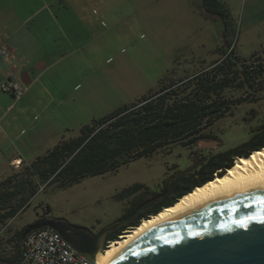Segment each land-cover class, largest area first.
I'll list each match as a JSON object with an SVG mask.
<instances>
[{
    "label": "rangeland",
    "instance_id": "1",
    "mask_svg": "<svg viewBox=\"0 0 264 264\" xmlns=\"http://www.w3.org/2000/svg\"><path fill=\"white\" fill-rule=\"evenodd\" d=\"M8 1L0 7V48L11 47L10 34L16 31L18 17L29 16L34 10L32 5L21 6L22 0ZM83 1L87 2L83 38L88 40V92L89 97H94L91 92L96 90L97 97L89 101L87 124L91 112L100 111L103 105L122 106L133 95L156 91L161 81L166 84L185 74H196L220 60L223 57L220 49L227 50L230 44L240 60L249 62L253 54L264 59V0H218L227 15L226 26L219 18L204 12L201 0ZM0 64L8 68L1 59ZM92 80L101 83V87L92 89ZM3 94L0 91V95ZM244 96V90L240 89L223 92V97L232 104ZM254 96L258 97L257 101L231 104L230 112L205 131L211 133V139L190 147L171 144L167 150L161 149L149 157L131 161L114 172L86 177L63 188L54 184L41 188L28 206L4 226L0 247L16 252L15 244L8 243L7 239L23 225L42 216L60 218L98 231L116 221L124 211L127 199L122 193L125 188L143 183L150 192L159 193L171 180L198 172L201 164L217 153L243 145L245 152L250 144L264 141L261 127L264 124V90ZM2 97L8 99L4 107L14 103L9 95ZM74 135L72 132L66 134L67 137ZM209 142L211 147L206 146ZM44 154L42 149H20L15 137H9L0 143V180L11 172L9 157L31 162ZM207 172H201L198 177ZM196 177L181 181L172 193H178Z\"/></svg>",
    "mask_w": 264,
    "mask_h": 264
},
{
    "label": "trees",
    "instance_id": "2",
    "mask_svg": "<svg viewBox=\"0 0 264 264\" xmlns=\"http://www.w3.org/2000/svg\"><path fill=\"white\" fill-rule=\"evenodd\" d=\"M201 2L206 14L226 24L227 15L218 0ZM225 33L226 27L222 38ZM226 49H220L223 54L220 60L196 74L166 84L161 81L156 91L139 101L123 105L82 126L76 136L61 139L31 162L21 161L17 171L0 181V225L24 210L39 190L50 184L58 188L67 187L86 177L114 172L131 161L149 157L161 149L167 150L171 144L190 147L199 141L211 139V133L205 131L231 110L232 103L223 97L224 91L244 90L245 96L235 100L232 104L235 105L257 101L258 97L254 95L264 90V59L253 54L246 62L248 60H240L235 55L231 44ZM261 127L264 129V124ZM243 146L217 153L209 157L198 172L173 180L170 186L174 190L181 181L197 176L178 192L169 205L194 186L212 180L214 174L222 175L233 166L236 157L248 156L250 152L264 147V141L250 144L245 152ZM205 170L208 172L198 177ZM143 188L141 184H134L125 188L122 194L128 198ZM147 195L155 193L143 189L139 197ZM141 201L138 200L125 215L131 213ZM163 207L165 205L139 217L129 226L136 227L142 219L149 218ZM45 209L49 211L48 206ZM26 226L14 234L16 254L12 260L18 258L20 236ZM124 229L114 230L107 241L116 240Z\"/></svg>",
    "mask_w": 264,
    "mask_h": 264
},
{
    "label": "crops",
    "instance_id": "3",
    "mask_svg": "<svg viewBox=\"0 0 264 264\" xmlns=\"http://www.w3.org/2000/svg\"><path fill=\"white\" fill-rule=\"evenodd\" d=\"M5 2L9 3L8 0H4L3 3L0 2V7ZM23 5H32L34 10L29 16L18 17L16 31L10 34L9 43L14 58L9 67L15 78L27 85V91L20 100L6 107L3 103L8 100L7 97L0 98V124H3L2 130L0 129V143L14 136L15 144L20 149L25 147L42 149L46 153L61 139L76 136L79 129L87 125L89 101L97 100L96 90L91 92L94 97H89V83L86 75L88 40L83 38V32L87 2L83 0H22L21 6ZM11 16L14 17V15ZM215 51L216 49L213 53ZM7 74L8 68L0 64V82L6 78ZM190 75L192 74H185L177 79ZM90 86L96 89L101 87V83L92 80ZM106 90L109 93L114 92ZM148 91L141 92L138 96L133 95L129 102L122 106L139 101L143 96L151 93ZM119 107L121 106H115L112 103L103 105L100 111L91 112L90 122ZM70 132L75 135L67 137L66 134ZM206 144V146H212L210 142ZM7 160L12 167L10 174L17 171L21 161H24L15 156ZM136 184H141L143 189L150 192L146 184ZM143 189L130 197H139ZM7 223L0 228V236ZM22 227L17 230L19 231ZM13 238L14 236L9 237L8 243L11 242L14 245ZM15 254L16 252L0 247V258L4 261H14L12 259Z\"/></svg>",
    "mask_w": 264,
    "mask_h": 264
},
{
    "label": "water",
    "instance_id": "4",
    "mask_svg": "<svg viewBox=\"0 0 264 264\" xmlns=\"http://www.w3.org/2000/svg\"><path fill=\"white\" fill-rule=\"evenodd\" d=\"M200 186H194L181 197ZM139 208L95 234L84 227L73 228L62 219H37L25 227L20 243L30 231L49 227L78 252L95 260L96 254L103 249L106 234L127 223ZM261 216H264V192L227 199L145 233L110 264H264V223L259 222ZM241 221L246 223L241 224ZM71 231L76 236L70 235Z\"/></svg>",
    "mask_w": 264,
    "mask_h": 264
},
{
    "label": "bare ground",
    "instance_id": "5",
    "mask_svg": "<svg viewBox=\"0 0 264 264\" xmlns=\"http://www.w3.org/2000/svg\"><path fill=\"white\" fill-rule=\"evenodd\" d=\"M264 192V147L252 151L248 156L234 159L233 166L223 175L213 179L181 197L174 205L164 207L159 213L142 219L123 236L95 256V264H110L123 250L145 233L163 226L169 221L194 213L209 205L227 199L247 197Z\"/></svg>",
    "mask_w": 264,
    "mask_h": 264
},
{
    "label": "built area",
    "instance_id": "6",
    "mask_svg": "<svg viewBox=\"0 0 264 264\" xmlns=\"http://www.w3.org/2000/svg\"><path fill=\"white\" fill-rule=\"evenodd\" d=\"M13 51L6 45L0 48V59L8 67L6 78L0 82V90L17 102L27 91V85L15 78L11 68ZM121 237V236H119ZM112 241L103 244V251ZM0 264H95L92 260L78 252L59 233L49 227L30 231L20 243L19 258L4 261Z\"/></svg>",
    "mask_w": 264,
    "mask_h": 264
},
{
    "label": "flooded vegetation",
    "instance_id": "7",
    "mask_svg": "<svg viewBox=\"0 0 264 264\" xmlns=\"http://www.w3.org/2000/svg\"><path fill=\"white\" fill-rule=\"evenodd\" d=\"M173 189L172 187L170 186L169 183L167 184H164L162 186V189L160 190L159 193H155V195H147V196H143V197H128L126 198L127 199V202H126V205H125V208H124V211L122 212V214L117 218V220H123L125 219L126 217H128L137 207L140 206L139 210L132 216V218L125 224L117 227L116 229H114L115 231L116 230H119L121 227H125L124 230H121V235L120 236H123L124 232L128 231L129 229L131 230L132 227H130L129 225L132 224V223H135L136 220L139 218V217H142V216H145L146 214L148 213H152L154 212L159 206H162V205H165L168 206L169 203H171V201L176 197V195L178 193H172ZM138 200H142L139 205L131 212L129 213L128 215H125L126 212L131 209L134 204H136V202ZM145 201H148L146 203H144ZM142 203H144L143 205H141ZM164 208V207H163ZM162 209V208H161ZM44 218H48V217H45V216H42L38 219H44ZM50 218V217H49ZM55 219H60V218H55ZM63 220V219H62ZM69 223V222H68ZM72 225L73 228H79V227H82L81 225H78V224H73V223H70ZM113 230V231H114ZM87 231L95 234L97 233L98 231H90L87 229ZM108 232L105 236V239H104V243L107 242V239L108 237H110L112 235V232ZM70 235L72 236H76V233L74 232H70ZM119 238V236L117 237Z\"/></svg>",
    "mask_w": 264,
    "mask_h": 264
},
{
    "label": "snow or ice",
    "instance_id": "8",
    "mask_svg": "<svg viewBox=\"0 0 264 264\" xmlns=\"http://www.w3.org/2000/svg\"><path fill=\"white\" fill-rule=\"evenodd\" d=\"M259 222L260 223H264V216H261L260 218H259ZM244 223H246L245 221H241V224H244Z\"/></svg>",
    "mask_w": 264,
    "mask_h": 264
}]
</instances>
